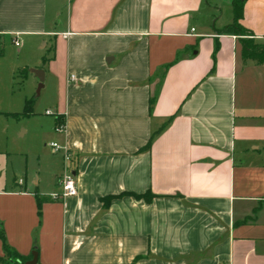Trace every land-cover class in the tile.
Listing matches in <instances>:
<instances>
[{"label": "crops", "instance_id": "crops-1", "mask_svg": "<svg viewBox=\"0 0 264 264\" xmlns=\"http://www.w3.org/2000/svg\"><path fill=\"white\" fill-rule=\"evenodd\" d=\"M201 2L0 0L4 52L41 44L49 54L58 146L76 189L51 199L61 174L54 192H40L39 179L0 187V226L17 254L35 251L38 264H264V64L219 32L231 23L219 7L200 17ZM240 23L264 44V0H244ZM147 191L149 202L100 201Z\"/></svg>", "mask_w": 264, "mask_h": 264}, {"label": "rangeland", "instance_id": "rangeland-1", "mask_svg": "<svg viewBox=\"0 0 264 264\" xmlns=\"http://www.w3.org/2000/svg\"><path fill=\"white\" fill-rule=\"evenodd\" d=\"M231 2L202 0L200 17L213 12L209 7L217 6L221 9L222 21L230 18ZM213 15L216 18L219 14L214 12ZM40 45L20 49L5 44V54L0 57V187L8 189L24 179L28 186H32V181L39 179L40 192L49 193L56 191V176L64 169L62 152H54L49 147L51 142L58 145L60 138L54 122L60 94L46 63L42 65L46 74L43 87L36 95L38 79L28 71L41 66L42 56L49 57L47 50H41ZM9 66L12 67L11 73ZM23 69H27L25 75L21 73ZM27 99L33 101L32 115L11 117L22 112Z\"/></svg>", "mask_w": 264, "mask_h": 264}, {"label": "trees", "instance_id": "trees-1", "mask_svg": "<svg viewBox=\"0 0 264 264\" xmlns=\"http://www.w3.org/2000/svg\"><path fill=\"white\" fill-rule=\"evenodd\" d=\"M243 4L244 0H232L231 2V23L225 26L219 32L222 34L232 35L238 37V42L240 44V52L243 59H249L257 64H264V44L255 43L252 39V32L241 25L240 21L243 17ZM4 45L0 42V57L3 56ZM49 58L45 55L42 56L41 62L43 64L47 63ZM23 75L27 73V69H23L21 72ZM32 99H27L24 102L23 110L20 114H12L11 117L19 118V117H29L32 115ZM153 100L151 99L149 102V109L152 106ZM55 128H60L63 126V118L61 115H56L54 118ZM150 147V140L146 143V145L141 148L139 151H146ZM122 196H131L136 200H143L145 202H149L154 196L149 191L143 194H135V193H121L116 196H105L100 199L102 206L106 208L109 205V202L118 197ZM37 206L39 207V200L37 199ZM39 213V211H38ZM0 242L3 251V256L0 257V264H19L26 260H29L30 257H23L17 254L12 248H10L4 238L3 230L0 226Z\"/></svg>", "mask_w": 264, "mask_h": 264}, {"label": "built area", "instance_id": "built-area-1", "mask_svg": "<svg viewBox=\"0 0 264 264\" xmlns=\"http://www.w3.org/2000/svg\"><path fill=\"white\" fill-rule=\"evenodd\" d=\"M193 31V30H191ZM13 44L15 46H18V42L16 40L13 41ZM57 131H61L62 127L56 128ZM49 147L53 149L54 152H62V158L64 161V169L61 174V177L59 179V190L60 193H52L50 194V198L55 200V199H63L66 197H72L76 194V189H75V182H74V177L71 173V170L68 167V163L71 162V158L66 150L58 146L56 143H50Z\"/></svg>", "mask_w": 264, "mask_h": 264}, {"label": "water", "instance_id": "water-1", "mask_svg": "<svg viewBox=\"0 0 264 264\" xmlns=\"http://www.w3.org/2000/svg\"><path fill=\"white\" fill-rule=\"evenodd\" d=\"M29 72L32 73L38 79V84H37V89H36V95H38L39 90L43 87L44 73L42 70H39V69H31L29 70ZM30 255L31 257L29 260H26L19 264H38L37 263V253L35 251H32Z\"/></svg>", "mask_w": 264, "mask_h": 264}]
</instances>
